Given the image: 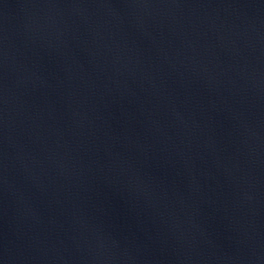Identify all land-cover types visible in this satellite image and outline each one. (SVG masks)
Instances as JSON below:
<instances>
[{
  "label": "water",
  "instance_id": "obj_1",
  "mask_svg": "<svg viewBox=\"0 0 264 264\" xmlns=\"http://www.w3.org/2000/svg\"><path fill=\"white\" fill-rule=\"evenodd\" d=\"M0 264H264V0H0Z\"/></svg>",
  "mask_w": 264,
  "mask_h": 264
}]
</instances>
